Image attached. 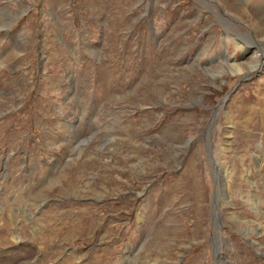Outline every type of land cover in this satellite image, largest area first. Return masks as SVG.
<instances>
[{
	"label": "rangeland",
	"instance_id": "374dc122",
	"mask_svg": "<svg viewBox=\"0 0 264 264\" xmlns=\"http://www.w3.org/2000/svg\"><path fill=\"white\" fill-rule=\"evenodd\" d=\"M260 2L0 0V260L264 264Z\"/></svg>",
	"mask_w": 264,
	"mask_h": 264
},
{
	"label": "bare ground",
	"instance_id": "6f19581e",
	"mask_svg": "<svg viewBox=\"0 0 264 264\" xmlns=\"http://www.w3.org/2000/svg\"><path fill=\"white\" fill-rule=\"evenodd\" d=\"M260 1L261 2L255 8V13L260 14V15H264V0H260ZM241 16H243V15H241ZM219 19L221 21H223L221 18H219ZM228 32H229V30H228ZM229 36L230 35L227 33V29H226L224 31V37L220 41V45L223 48V50H227L228 49V45L230 44V42H233L234 43V49L236 51H239V52L242 51V53H245L244 54L245 58H242L241 62H237V61L235 62V61L232 60V59H235L234 56L232 58V57H229V56L227 57L226 54H224V55L221 54L219 56L220 60L218 61L217 65H220L222 67L223 63L227 64L228 65V70H230L231 74H240L243 71H246L247 69L249 70V68L252 69L253 67H249L248 63L246 61H248L250 59V57H252L251 55H253V56L255 55L256 56V53H257V50H256L257 45H256V43L251 39V36H248V35L247 36H243L242 35L240 37H237V39H233L234 41ZM223 52L225 53V51H223ZM216 75H217V73H216ZM219 75H221V74H219ZM263 112H264V109H263ZM13 238H15V239H13L14 242L19 240V239H17L18 237H17V235L15 233L13 235ZM18 242H20V240ZM1 256L2 255H0V258H1ZM17 258H19V257L17 256L15 258H13L12 261H9L8 259L5 260V261L0 260V264H26V262L24 260L23 261L16 260Z\"/></svg>",
	"mask_w": 264,
	"mask_h": 264
}]
</instances>
